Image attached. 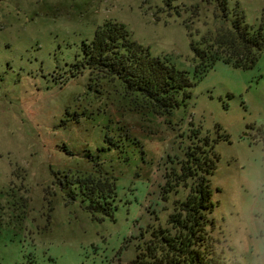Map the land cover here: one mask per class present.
Wrapping results in <instances>:
<instances>
[{
	"label": "rangeland",
	"instance_id": "1",
	"mask_svg": "<svg viewBox=\"0 0 264 264\" xmlns=\"http://www.w3.org/2000/svg\"><path fill=\"white\" fill-rule=\"evenodd\" d=\"M227 2L223 23L213 0H0V264H150L152 232L187 192L171 178L192 127L216 140L212 236L227 258L264 264V48L251 68L193 75L189 41L235 9L264 29V0ZM108 19L188 71L178 108L154 113L118 79L74 72ZM87 175L115 180L112 215L87 208Z\"/></svg>",
	"mask_w": 264,
	"mask_h": 264
},
{
	"label": "trees",
	"instance_id": "2",
	"mask_svg": "<svg viewBox=\"0 0 264 264\" xmlns=\"http://www.w3.org/2000/svg\"><path fill=\"white\" fill-rule=\"evenodd\" d=\"M213 1L225 23L229 13L227 0ZM189 44L194 54V78L201 77L218 60L248 69L264 48V29L253 30L243 13L235 9L229 25L214 37L190 40ZM169 58L151 53L123 23L108 19L95 28L92 38L81 42V56L74 63V72L87 69L90 74L118 79L126 92L136 95L154 113L169 114L181 105L179 95H189L193 84L188 71L176 68ZM190 133L180 167L171 178L174 185L182 183L186 187V195L174 201L168 225L152 232L157 241L153 247L148 244L145 255L150 264H239L236 258L224 256L218 247L219 238L211 234L213 220L208 215L214 202L210 175L218 159L214 151L216 140L207 134L199 135L198 127H192ZM261 140L264 144V129ZM75 179L92 213L112 215L114 179L92 175Z\"/></svg>",
	"mask_w": 264,
	"mask_h": 264
}]
</instances>
